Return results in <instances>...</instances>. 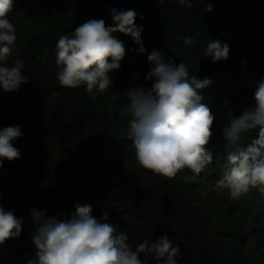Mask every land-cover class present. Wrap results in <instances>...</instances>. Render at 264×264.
<instances>
[{"label":"trees","instance_id":"16d2710c","mask_svg":"<svg viewBox=\"0 0 264 264\" xmlns=\"http://www.w3.org/2000/svg\"><path fill=\"white\" fill-rule=\"evenodd\" d=\"M191 3L13 0L8 19L17 40L8 66L23 60L28 82L18 91L0 88V128L19 125L23 133L13 141L20 158L4 160L0 168V205L23 220L20 236L0 245V264L35 259L32 209L70 218L77 203L92 205L97 219L106 212L108 222L127 230L133 248L167 235L184 253L177 264H264V198L252 189L234 200L228 189L212 187L226 159L223 129L231 117L254 104L256 84L264 80V0ZM208 3L211 12L204 10ZM111 8L136 10L145 51L140 53L130 36L114 33L125 55L120 68L109 73L111 86L95 98L84 86L62 87L55 63L59 36L89 19L114 26ZM186 36L191 45L183 44ZM213 40L229 45V59L213 63L203 56ZM153 49L165 61L171 57L177 65L185 62L190 76L212 81L200 93L201 103L215 116L209 144L214 159L196 182L185 183L184 176L192 175L187 169L169 180L141 168L127 139V93L135 87L147 91L155 82L145 79ZM258 132L256 128L246 134L245 146Z\"/></svg>","mask_w":264,"mask_h":264},{"label":"clouds","instance_id":"9594fccd","mask_svg":"<svg viewBox=\"0 0 264 264\" xmlns=\"http://www.w3.org/2000/svg\"><path fill=\"white\" fill-rule=\"evenodd\" d=\"M178 2L192 5L191 0ZM13 5V0H0V88L4 92L18 91L28 82L22 71L23 60L16 59L8 66L17 40L16 27L8 19ZM204 10L213 11L212 4H206ZM110 13L114 26H106L103 19H89L70 34L59 36L55 63L59 68L56 78L62 87L84 86L95 98L97 92L111 86L109 73L120 68L119 62L125 55V46L114 33L130 36L140 45L138 51H145L141 41L143 28L135 24L136 10L111 8ZM192 43L190 36L184 37V45ZM229 53L227 43L213 40L207 44L203 56L216 63L229 59ZM147 59L152 67L145 79L155 82L147 91L143 87L128 90L131 103L124 108V116L131 117L127 139L141 168L169 180L187 169L192 175L184 176L185 183L196 182L214 159L209 144L215 116L201 103L200 93L212 81L190 76L185 62L177 65L171 57L165 61L156 49ZM253 100V105L239 117H231L223 129L226 159L221 177L212 186L217 190L228 189L234 200L252 189L264 198V80L257 82ZM256 128L258 138L245 146L246 134ZM22 135L19 125L0 128V168L4 160L20 158L13 141ZM74 207L70 218H63V214L47 216L46 210L32 209L36 226L32 235L35 259H29L27 264H146L150 259L155 264H161L162 260L164 264H177L184 257L179 244L174 245L167 235L155 241L144 240L133 248L128 243L127 230L108 222L106 212L97 219L92 215V205L77 203ZM22 220L0 205V245L20 236Z\"/></svg>","mask_w":264,"mask_h":264}]
</instances>
